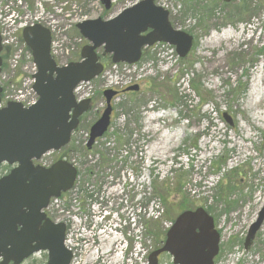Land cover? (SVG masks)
<instances>
[{"label":"rangeland","instance_id":"rangeland-1","mask_svg":"<svg viewBox=\"0 0 264 264\" xmlns=\"http://www.w3.org/2000/svg\"><path fill=\"white\" fill-rule=\"evenodd\" d=\"M132 1L114 0L107 10L101 0H0V21L14 12L17 22L50 25L65 39L61 63H67L77 61L79 48L88 43L77 23L111 18ZM154 1L169 9L173 27L194 37L192 49L181 58L174 47L158 44L129 66L102 60L108 63L104 76L89 85L94 107L66 145V159L78 165L83 186L67 201L74 207L90 202L95 216L105 207L114 211L111 224H100L112 241L119 239L117 245L124 239L132 248L129 264L147 261L186 205L203 207L214 218L220 233L215 264H264V221L244 247L264 209V0ZM3 57L7 76L12 53ZM131 85L139 89L125 90ZM109 87L120 90L113 119L88 150L87 134L106 106L102 93ZM62 150L54 160L62 158ZM178 179L177 196L155 190L163 182L174 187ZM77 237L72 264H88ZM111 253L106 250L100 264H118ZM160 258V264H173L170 255Z\"/></svg>","mask_w":264,"mask_h":264},{"label":"water","instance_id":"water-1","mask_svg":"<svg viewBox=\"0 0 264 264\" xmlns=\"http://www.w3.org/2000/svg\"><path fill=\"white\" fill-rule=\"evenodd\" d=\"M112 1L101 0L107 10ZM77 28L88 44L81 49V60L61 67L51 56L48 28L36 23L22 30L37 66L33 87L39 98L27 108L19 102L0 107V165H15L0 178V264H20L40 250L49 252L47 264L72 261V252L64 246L65 224L53 223L43 209L52 197H59L73 187L77 169L65 160H58L48 168L35 165L33 160L48 151L61 150L70 142L80 116L90 106L89 99L77 103L73 91L80 82L91 81L103 72L98 49L103 48L105 54L111 55L113 63L135 64L141 59L143 48L157 42L175 46L181 58L193 46V36L175 29L169 11L153 0H141L110 19L84 20ZM2 50L0 34V73ZM138 89V85H133L127 90ZM2 90L0 86V104ZM115 94L111 89L104 91L107 107L90 128L88 148L108 130ZM263 221L264 209L249 227L246 249ZM219 243L214 218L203 207L185 210L168 229L163 245L150 253L148 264H159L162 253L171 255L173 264H215Z\"/></svg>","mask_w":264,"mask_h":264},{"label":"flooded vegetation","instance_id":"flooded-vegetation-1","mask_svg":"<svg viewBox=\"0 0 264 264\" xmlns=\"http://www.w3.org/2000/svg\"><path fill=\"white\" fill-rule=\"evenodd\" d=\"M154 3L158 4L155 1H154ZM169 18H170V15H169ZM170 22H171V20H170ZM149 31L150 30H148L147 32H149ZM155 44H157V43H155ZM155 44L152 45V46H145L143 48L142 57L139 60V62L143 59L145 50L155 46ZM51 45H52V42H51ZM100 50H102V51H100ZM100 50L99 51H100L101 60H106V59H108V57H110V63L113 64V62H111V55L105 54L104 51H103V48H100ZM6 52H8V48L7 47L5 49H3L2 55L6 54ZM67 63H61V61H58L56 64L61 67V66H66ZM104 65H105V70H106V67H107L108 63L104 62ZM4 68H5V66L3 65L2 66V70ZM8 72H9V74L7 76L5 75L6 73L4 72L3 91H2V94H1V104L0 105L1 106H5L11 100H13V102H19V103L23 104L24 106L28 105L25 102V100L17 99L16 95H17V92L20 89L25 88L26 85H24V81H25L24 79L25 78H30L31 82H30L29 88L31 89V96L34 95V97H36V95L34 93V90H33V85H34V82H35L34 76L26 74V73H24L23 71H21L19 69L16 70V71H8ZM10 75L12 76V78L9 80V76ZM103 76L104 75H102L100 77H103ZM97 78H99V77H96V79ZM93 81H94V79L91 80V82H93ZM89 85H90V83L89 84L82 83V84L78 85V87L75 89V97H76L77 101H81L82 98L84 97L85 100H87V99L90 100V106H89L88 110L86 112H84L80 116L78 127L76 128V130L73 132V134L71 136L70 144L73 142L75 134L80 129V125H81L82 120L84 119L85 116H87L92 111V109L94 107V104H95L94 92L91 89V87H89ZM84 88H88V89H84ZM107 89H111V90L116 92L115 96L111 100V105H112V103L115 100V98L119 95L120 90L115 89L114 87H109ZM107 89H105V90H107ZM87 90L89 92H86ZM104 91L102 93V97L105 99ZM105 103H106V100H105ZM106 106H107V104H106ZM106 106L101 112L99 110H98V112H96V114H98V115L100 114V115H99V117H97V119L94 122H96L101 117V115L103 114L104 110L106 109ZM113 114H114V108H113V105H112V112H111V115H110V118H111L110 121L111 122H112V119H113ZM94 122L92 124H94ZM92 124H91V126H92ZM89 132H90V129H89ZM87 136H89V133L87 134ZM58 152H60V151H58ZM55 153H57V152H52V153L44 156V158L42 159V162L43 161H50V162L53 161L54 162L55 160L53 159L54 158L53 154H55ZM61 155H62V158L63 157L66 158L67 157L66 156V146L63 148V150L61 152ZM6 167H7L6 164L0 165V175L4 176V174L8 173L7 172L8 168H6ZM79 182H80V177L77 178V181H75L76 185L74 186V188H75V190H80L81 191L83 186L79 185ZM104 186L105 187H109L108 185H103L102 187H104ZM94 188L95 187H93V189ZM65 207L66 208H58L57 209L55 206H51V204H49L48 208L45 210V214L53 223H56V221H58V222H62L64 224H66V231H65L64 240H65V238L67 240V236H69V240L73 241L74 236H78L77 238L81 242L82 249H83L82 251H84L83 253L85 255V258L90 260V263H88V264H100V261H101L100 259H102L101 255L104 254V252L106 250L108 251L110 248H112V252H113L110 255H115V252H116L115 248L117 247V243L118 242L117 241H112V235L104 232V225H102L100 223L95 225L93 223L92 210L90 209V206L88 205V203L85 204V206H81L80 207L79 213H80L81 219L83 221L87 222L88 228L91 229L94 226L95 227V231H88L87 230V233H84V234L80 233V235L77 234L76 230L75 231H70L69 233H67L68 226H70L71 222H74V215L71 213L73 211L71 202H67ZM66 211L68 212V215H66ZM112 221H113V217L111 215L104 219V222L108 223V224L109 223L111 224ZM149 221H150L149 218L145 221V223H146V227L145 228H146V232L147 233H148V230H149ZM94 237H96V240L92 239ZM245 239H246V237H245ZM91 241H94V242L91 244ZM124 241L125 240L122 239V244H123V247H124V251H123V254H122L123 263H121V264H129V260L132 257L133 250H132V248L129 247V244L128 243H124ZM66 248L68 250H70V251L72 250L71 252L73 254L72 255V262H73V260L75 258L74 256H76L77 250H76L75 246H69L67 243H66ZM219 251H220V249H219ZM162 255L163 254H161L160 257H162ZM37 256L40 257V259H38L39 261L36 259ZM218 256H219V253L214 258V263H215V259ZM48 259H49V252L47 250H40L38 252L33 253L31 256H29L27 259H25L20 264H26L30 260H34L35 263L40 262L41 264H47ZM92 259H93V261H92ZM10 264H14V263L10 262Z\"/></svg>","mask_w":264,"mask_h":264},{"label":"built area","instance_id":"built-area-1","mask_svg":"<svg viewBox=\"0 0 264 264\" xmlns=\"http://www.w3.org/2000/svg\"><path fill=\"white\" fill-rule=\"evenodd\" d=\"M18 16L15 15L14 17V12L10 13L9 17L5 18L2 21V26L3 30H2V36H3V43L4 45H9V46H13V47H18V50L16 51L13 59H12V67L15 68L17 67V65L20 63V61H24L25 65H24V72L26 74L32 75L35 71V67L34 64L31 61V55L28 52H24V47L23 46H18L19 42H18V38H17V32L25 25V23H22L21 21H18ZM17 19V20H16ZM52 30L55 33V30L52 28ZM57 34H55V38L53 41V46H52V53L53 56L61 61L62 58H64L65 53H64V46H65V39L63 37L58 38V36H56ZM66 55H69L68 51H66ZM24 85L25 88L20 89L17 92L16 98L20 99V100H25V102L29 105L32 104L35 101V97L34 95L31 96V89L29 88L30 85V78H25L24 79ZM84 98V97H83ZM66 203V197L63 198H56L53 200V202L51 203V206H55L57 209L58 208H62V205ZM68 215V213H67ZM66 221V220H65ZM76 222H71V230L70 231H75L77 230V226H76ZM68 242H70V240H68Z\"/></svg>","mask_w":264,"mask_h":264},{"label":"trees","instance_id":"trees-1","mask_svg":"<svg viewBox=\"0 0 264 264\" xmlns=\"http://www.w3.org/2000/svg\"><path fill=\"white\" fill-rule=\"evenodd\" d=\"M4 58H5V57H4ZM4 66H5V63H4ZM6 168H9V166H7ZM9 169H10V168H9ZM179 181H180V180L178 179V182L176 183V185H174V187H172V186L170 185V183H169V185L167 184V185L164 186V182H163V183H161V185H160L159 188L155 187V190H156L158 193H160V196H165V197H167V196H169V195H171V194H174L175 196H177L178 194L181 193V189H180ZM181 204H182V202H181ZM182 206H183V205H182ZM185 209H189L187 205L185 206V208H183V210H185ZM152 218H153V217H152ZM153 219H154V218H153ZM153 219H151V222H152V223H156V221L153 220ZM154 227H155V226H154ZM152 231H153V227H152ZM166 231H167V229H166Z\"/></svg>","mask_w":264,"mask_h":264},{"label":"bare ground","instance_id":"bare-ground-1","mask_svg":"<svg viewBox=\"0 0 264 264\" xmlns=\"http://www.w3.org/2000/svg\"><path fill=\"white\" fill-rule=\"evenodd\" d=\"M117 239H118V237H116ZM119 240V239H118ZM115 250H116V248H115ZM116 253V252H115ZM91 256V255H90ZM112 257V256H111ZM111 259V258H110ZM109 262H110V260H109ZM115 264V263H114Z\"/></svg>","mask_w":264,"mask_h":264}]
</instances>
